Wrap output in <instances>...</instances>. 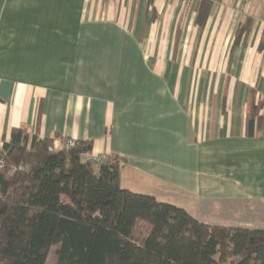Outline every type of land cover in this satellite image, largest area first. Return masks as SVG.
Segmentation results:
<instances>
[{
  "label": "crops",
  "instance_id": "obj_1",
  "mask_svg": "<svg viewBox=\"0 0 264 264\" xmlns=\"http://www.w3.org/2000/svg\"><path fill=\"white\" fill-rule=\"evenodd\" d=\"M263 41V0H0V146L90 142L124 189L264 228Z\"/></svg>",
  "mask_w": 264,
  "mask_h": 264
},
{
  "label": "trees",
  "instance_id": "obj_2",
  "mask_svg": "<svg viewBox=\"0 0 264 264\" xmlns=\"http://www.w3.org/2000/svg\"><path fill=\"white\" fill-rule=\"evenodd\" d=\"M261 112V104L252 106L249 137L262 129ZM88 153L90 142L55 149L54 138L27 128L3 138L0 264H47L53 247L57 264H264V229L201 223L124 189L117 156L91 164ZM20 166L28 169L11 173ZM140 223L149 229L142 243L133 238Z\"/></svg>",
  "mask_w": 264,
  "mask_h": 264
},
{
  "label": "rangeland",
  "instance_id": "obj_3",
  "mask_svg": "<svg viewBox=\"0 0 264 264\" xmlns=\"http://www.w3.org/2000/svg\"><path fill=\"white\" fill-rule=\"evenodd\" d=\"M164 199V201H166L169 204H172L174 206L177 207H182L181 202H179L178 200H175L173 198H158L159 201H162ZM223 223V222H221ZM228 224H223V226H227ZM231 227V226H230ZM232 227H241V226H232ZM246 228V227H244ZM253 229H264V228H258V227H254ZM149 233V229L147 227V225H145L144 223H140L138 225V227L136 228L133 238L136 242L138 243H142V241L147 237ZM57 249L58 247H53L48 255V259H47V264H57Z\"/></svg>",
  "mask_w": 264,
  "mask_h": 264
},
{
  "label": "built area",
  "instance_id": "obj_4",
  "mask_svg": "<svg viewBox=\"0 0 264 264\" xmlns=\"http://www.w3.org/2000/svg\"><path fill=\"white\" fill-rule=\"evenodd\" d=\"M219 2L223 1V0H217ZM244 2H249L251 0H241ZM264 1V0H263ZM76 143V141L72 140V139H68L65 141L66 146L68 147H72L74 146ZM84 161L85 162H89L91 164H101L102 162H104L105 158L103 156L100 155H96V154H92V153H88L84 155ZM5 167V162L3 159L0 160V170L3 169ZM28 169V167H12L11 169V173H15L17 171H26Z\"/></svg>",
  "mask_w": 264,
  "mask_h": 264
}]
</instances>
